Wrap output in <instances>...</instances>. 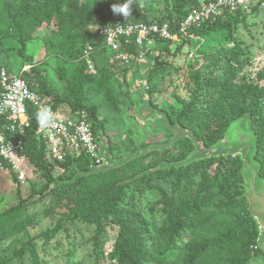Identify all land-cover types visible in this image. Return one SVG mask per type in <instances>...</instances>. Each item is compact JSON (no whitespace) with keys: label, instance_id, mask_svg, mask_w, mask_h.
<instances>
[{"label":"trees","instance_id":"16d2710c","mask_svg":"<svg viewBox=\"0 0 264 264\" xmlns=\"http://www.w3.org/2000/svg\"><path fill=\"white\" fill-rule=\"evenodd\" d=\"M161 1L167 7L161 15L150 18L146 13H136L134 3L132 17L128 20L167 22L170 32L177 33L179 23L187 13L202 3L200 0ZM209 1L203 0L204 3ZM253 1L256 2L251 10L257 13L264 0H249V3ZM123 2L0 0V69L4 67L13 71L9 50L17 58H23V65L29 64V69L20 72L19 68L18 74L30 88L41 94L54 110L59 111L63 104L67 105L69 113H61L65 117L84 113L95 138L106 149V155H110L111 165L103 170L90 167L88 158L83 155L79 158L65 156L60 163L63 171L54 176L53 166L44 159V145L35 137V121L30 120V127L24 133L23 153L45 182L37 189L36 184L29 181L31 193L28 198L42 199L48 196V191L50 194L55 191L52 204L44 209V212L54 215V224L37 237L45 245L60 232L74 237L75 233H70L72 223L86 224L93 231L87 240L91 264H102V259H106L107 264H247L251 254L258 253L260 248H255L258 229L242 196L240 157H208L193 160L188 165H175L188 158L194 150V142L188 136L174 141L161 158L157 157L158 148L147 150L149 143H145L142 134H137L131 149L123 148L121 144L115 147L110 139L104 140L105 121L100 116V107L118 112V105L123 103L125 108L138 113L136 104L143 102L136 88H130L129 92V84L125 88L121 86L132 63H110L111 53L106 45L96 41L97 33L89 30L93 25L125 18L114 14L111 8L114 3ZM242 9L243 6L234 10L224 9L219 16L191 26L185 35L179 33L178 38L183 39L175 47V52L180 51L186 42L190 45L189 51L196 54L194 61L198 67L192 72L194 86L190 98L184 100L176 96L181 107L175 114L156 107L150 99L148 103L152 110L164 116L168 126L190 131L205 148L224 138L231 122L248 116L257 137L254 159L259 164V175L264 177V61L256 71L249 69L253 51L244 45V38L234 36L239 24L243 22L245 28L250 25L245 21ZM37 38L42 40L45 51L55 60L54 76L57 87L62 85L63 93L47 87L45 75H41L45 72L43 67L25 54L27 43ZM155 41L165 45L151 56L153 62L148 66L147 86L143 92L150 95L152 83L161 81L172 67L162 57L159 59V53H168L174 40L155 38ZM87 43L93 46L90 59L97 70L94 74L87 70L88 64L83 57ZM136 49L134 44H127L129 52L135 53ZM260 49H264V42L257 47L258 51ZM150 55L147 51L146 56ZM116 71L122 73L121 80L114 78ZM113 83L118 94L114 93ZM87 85L102 94L103 104L90 102L86 94ZM2 123L0 117V130ZM168 136L170 141L172 134ZM140 147L143 153L137 156ZM161 162L169 167L158 168ZM11 179L18 201L0 211V242L17 232H25L32 221L29 215L22 218L30 200L21 196V184L13 174ZM129 185L131 188L126 191ZM143 186L160 196L155 203L163 218L154 228L149 227L137 209L136 195L143 193ZM216 214L228 217L229 225L209 229V223ZM15 219L18 220L13 221ZM11 221L12 224H8ZM111 230L115 233L108 236ZM185 230L191 237L179 246L175 258L169 259L171 247ZM107 241H111L108 251L104 248ZM59 245L57 241L54 248ZM76 251L72 246L63 252L65 264H78ZM26 253L29 264L46 263L33 239L24 241L13 250L12 255L19 259L17 264H26ZM0 264L10 262L3 260Z\"/></svg>","mask_w":264,"mask_h":264},{"label":"rangeland","instance_id":"374dc122","mask_svg":"<svg viewBox=\"0 0 264 264\" xmlns=\"http://www.w3.org/2000/svg\"><path fill=\"white\" fill-rule=\"evenodd\" d=\"M200 2H203V0H200ZM255 2L256 1L251 2V4L249 3V5L243 7L242 9L244 11V14L246 15L245 21L250 24L249 27H243L242 22L241 24H239L238 28L234 32V36H236L237 38H244V45H247V47L253 51L251 60L252 65L249 68L253 71H256L260 67V63L264 61V49H260L259 51L257 50V47L261 46L264 42V3L260 5L259 11L257 13H253L251 9ZM143 5L144 6L142 8H139L138 4H136V13H146L150 18L157 17L158 15H161L162 13L167 11V7L164 6L161 0H143ZM93 29L94 31H97V27ZM38 36L41 37L40 35ZM182 39H174L173 43L169 46L170 51L168 53L165 51H160L161 53H159V59H161L162 57L164 61L170 62L172 67L170 72H168L161 81L155 80L152 83L153 89L151 95L148 92L143 93L147 86L146 76H148L147 74L149 73L148 66L153 62L151 56L153 57L154 55H156L158 53V50H160L159 48H162L165 45V43L162 42L155 41L152 42L150 46H146V49H148V51L151 53L150 57L146 56L145 58H143L142 61H138V64L132 63V65L130 66L131 69L125 74L126 76H124V82L121 81L122 88H125V85L129 84L127 85L128 91L130 92L131 89L135 88L137 92L141 91V99L145 104L146 101L150 99V101L153 102L156 107L165 108L172 114H175L181 107L180 103L176 99V96H179L184 100H189L191 90L194 86V77L192 72L198 67L194 61V57L196 54L189 51L190 45L188 43L185 42L181 50L175 52V47L182 43ZM103 40V36L96 35V41L102 43ZM9 45L12 46V44ZM16 46L17 45L15 44V47ZM12 52L13 51L10 50L8 51L9 61L12 62L13 66V72L18 74L19 71L22 70V68L28 69L29 64L24 63L23 65V58H17L13 55ZM25 54L30 55L32 57L33 62L39 63L43 67V71L45 72H41V75H45L47 87L51 91L63 93L62 85L60 87L58 85L57 87L58 83L54 76L53 69L55 66V60L51 58L50 55H48V53L45 51L42 40H39L37 38L33 41L28 42ZM87 70L90 71L92 74L97 72L96 69L90 70L87 68ZM121 76L122 73L120 71H116L114 74V78L119 80H121ZM113 85L114 93L118 94L117 86L115 85V83H113ZM133 92L135 93V91ZM86 94L88 95L87 97L90 102L103 104L102 94L97 93L88 85L86 86ZM122 104L118 105V112H115L114 110L113 112H111L104 107H100V116L102 120L105 121V140L108 138L111 140V144L115 147L121 144V147L127 149L132 148L133 143L137 138V134H142L145 143H149V147H147V149H151L152 147L157 145H163L157 144L156 142L162 143L169 141V136L166 133L152 131V129L148 131L149 120H154L156 122L160 120V114L158 112H153L154 114L152 113V115L148 117L145 115L148 111H150V109L146 106L142 108L140 107L141 109L139 113H134L132 108H125ZM59 113L68 114L69 108L67 107V105L63 104V107L61 110H59ZM99 133H101V131ZM100 139L103 140L102 137ZM151 143H154V146H152ZM227 145L228 144L226 143V146ZM141 149L142 148L140 147V150ZM157 150L159 151L157 153V157L161 158L163 154L169 150V147L161 146ZM140 154L141 152L138 153L137 156H139ZM228 157L239 158V155L234 154L229 155ZM164 166L165 164L161 162L158 165V168H163ZM165 167L168 168L169 166L167 165ZM226 168H229V166H226ZM24 169L26 171L27 177L23 182H20L21 196L27 200H30V203H28V205L26 206L22 218H24L25 215H27L25 217H28L29 215L31 216L32 221L31 224L26 228L25 232H17L0 242V261L8 260L10 264H17L19 259L18 257L12 255L13 250L15 248L20 247L24 241L33 239L34 243L36 244V248L38 250L39 255L44 258L46 262L45 264H65L66 257L63 252H66V250L69 247L72 248V246L77 249L76 261L78 262V264H91V249L90 244L87 242V240L92 235L93 231L90 227H87L86 224L72 223V229L70 230V233H75L74 237H67V234L65 232H60V234H58V236L52 239L50 243H46L45 245L42 244L43 240L37 237L41 232L50 229L54 224V215H50L49 213L44 212V209L52 204V198L55 194V191L51 194V191H48L46 193V195L48 196L42 197V199H34L32 197L28 198L30 197L31 193V190L29 188V181L34 182L37 186V189L42 186L45 181L44 178H41L39 176L40 174L38 172L33 170V167L31 165L29 166V170H27V168ZM6 170L10 172L7 168ZM60 172L62 171L54 170L53 174L55 176ZM166 185H168V183ZM130 188L131 185L127 186L125 190L128 191ZM56 189L57 187L53 190ZM242 190L245 191V188L243 186ZM159 197L160 196L158 193L149 189L147 186H143V193L141 195H136L135 201L136 204L139 205L137 206V209L142 212L150 228L158 226L163 218V214L158 209H156L155 201ZM17 201L18 198L16 196V187L15 184H11L10 174L0 172V211L8 208L11 205L16 204ZM17 220L18 219H15L13 221ZM13 221L9 222L8 224L11 225ZM229 223L230 220L228 217L216 214L210 221L208 228H223L228 226ZM207 232H209V230ZM114 233L115 230H111L110 233L107 234L108 236H110ZM190 237V232L188 230H185L171 247V254L169 255V259L175 258L179 246ZM57 241L60 245L57 248H54V245ZM85 242L87 244L83 246L82 244ZM110 244L111 241H107L105 243L104 248L106 251H108L111 247ZM254 255L255 258L264 259V248L261 247L260 251ZM24 259L26 264L30 263L28 253L24 255ZM101 263L107 264V260L102 259ZM197 264L206 263L199 262Z\"/></svg>","mask_w":264,"mask_h":264},{"label":"built area","instance_id":"2783aa9c","mask_svg":"<svg viewBox=\"0 0 264 264\" xmlns=\"http://www.w3.org/2000/svg\"><path fill=\"white\" fill-rule=\"evenodd\" d=\"M248 4L249 0L202 2L187 13L179 23L177 33L170 32L167 22H133L125 18L102 22L91 26L89 30L104 37L103 43L111 53L110 63L136 64L146 57L148 51L146 46L155 42V38L177 39L179 33L185 35L191 26L199 25L210 17L219 16L224 9L234 10L238 6L246 7ZM95 27L97 31H94ZM129 43L137 47L135 53L127 50ZM92 51L93 46L87 43L83 49V57L90 70L94 69L90 59ZM25 69L22 68L20 72ZM41 106H50L54 115V124L47 129L40 127L37 121V112ZM0 117L3 120L0 130V169L7 168L10 175L13 174L19 182L26 179L24 168L29 170L30 166L28 157L23 151L24 133L30 127L31 119L35 121V137L44 145V159L53 166L54 170L63 171L60 163L65 156L79 158L83 155L88 158L90 167H98L108 159L105 154L106 149L95 138L91 124L84 113L81 116L61 115L41 94L32 90L21 75L4 67L0 69ZM255 248L257 249V244Z\"/></svg>","mask_w":264,"mask_h":264},{"label":"water","instance_id":"95a60500","mask_svg":"<svg viewBox=\"0 0 264 264\" xmlns=\"http://www.w3.org/2000/svg\"><path fill=\"white\" fill-rule=\"evenodd\" d=\"M138 92L137 95L141 96V93L139 94ZM136 105L138 113L142 107L146 106L150 109L151 112L148 111L145 116L150 117L153 112H158L160 114V120L158 122L154 120L148 121V130L150 131V129H152V131L163 132L167 135L172 134L170 141L161 146L170 147L174 141L183 136L190 137L194 142V150L189 154L188 158H186L184 161L177 162L175 165H188L193 160L208 157H220L222 155L227 157L234 154L239 155L242 161L239 172L241 173L243 179L242 186L245 188L242 196L245 198L248 204L249 214L254 220L258 229L256 244L258 248H264V177L259 175V164L254 159L257 137L254 135L251 129L249 117L242 116L231 122L225 131L224 138L220 139L212 147L205 148L201 142L194 138L190 131L168 126L164 121V116L159 111L152 110L151 107H149L148 101H146V104L142 102L137 103ZM226 143L228 144L227 146ZM161 146L157 145L153 148H160ZM138 151V153H143V149L142 151ZM106 153L107 151L105 154ZM107 156V161L104 164L95 167V169L103 170L107 166L111 165L110 156L108 154ZM247 264H264V259L255 258L254 253H252Z\"/></svg>","mask_w":264,"mask_h":264},{"label":"clouds","instance_id":"9594fccd","mask_svg":"<svg viewBox=\"0 0 264 264\" xmlns=\"http://www.w3.org/2000/svg\"><path fill=\"white\" fill-rule=\"evenodd\" d=\"M136 3L142 8L143 0H124L123 3H114L111 8L114 14L123 15L127 20L132 17V5ZM37 121L40 127L49 128L54 124V115L50 106H41L37 112Z\"/></svg>","mask_w":264,"mask_h":264},{"label":"crops","instance_id":"0c3cea01","mask_svg":"<svg viewBox=\"0 0 264 264\" xmlns=\"http://www.w3.org/2000/svg\"><path fill=\"white\" fill-rule=\"evenodd\" d=\"M0 172H5V173H9L7 170H2V169H0ZM10 174V173H9ZM10 181H11V184L13 183L14 184V182L12 181V179H11V175H10Z\"/></svg>","mask_w":264,"mask_h":264}]
</instances>
